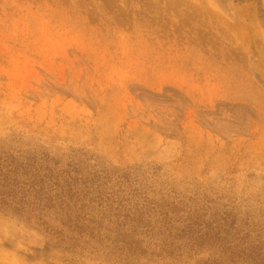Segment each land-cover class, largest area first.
I'll list each match as a JSON object with an SVG mask.
<instances>
[{
    "label": "rangeland",
    "instance_id": "374dc122",
    "mask_svg": "<svg viewBox=\"0 0 264 264\" xmlns=\"http://www.w3.org/2000/svg\"><path fill=\"white\" fill-rule=\"evenodd\" d=\"M0 158V264H247L264 0H0Z\"/></svg>",
    "mask_w": 264,
    "mask_h": 264
},
{
    "label": "trees",
    "instance_id": "16d2710c",
    "mask_svg": "<svg viewBox=\"0 0 264 264\" xmlns=\"http://www.w3.org/2000/svg\"><path fill=\"white\" fill-rule=\"evenodd\" d=\"M31 167L21 165L19 162L0 158V206L11 207L20 201L22 197L29 194L26 185H29L24 179L30 175ZM33 174V173H32ZM37 181L38 175H33ZM13 203V204H12ZM247 264H264V252L261 248H250L239 253Z\"/></svg>",
    "mask_w": 264,
    "mask_h": 264
}]
</instances>
